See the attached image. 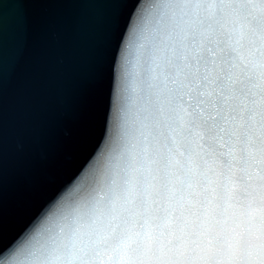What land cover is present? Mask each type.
<instances>
[{
	"label": "clouds",
	"instance_id": "clouds-1",
	"mask_svg": "<svg viewBox=\"0 0 264 264\" xmlns=\"http://www.w3.org/2000/svg\"><path fill=\"white\" fill-rule=\"evenodd\" d=\"M123 135L52 226L50 264H264V23L224 9L143 46Z\"/></svg>",
	"mask_w": 264,
	"mask_h": 264
},
{
	"label": "snow or ice",
	"instance_id": "snow-or-ice-1",
	"mask_svg": "<svg viewBox=\"0 0 264 264\" xmlns=\"http://www.w3.org/2000/svg\"><path fill=\"white\" fill-rule=\"evenodd\" d=\"M75 2L0 4V264H50L45 250L54 239L53 224L73 191L126 130L147 41L195 35L211 25L218 9L241 26L264 23V0H90L79 16L70 8ZM69 41L83 69L76 117L84 126L86 155L69 175L55 177L32 164L25 146L29 139L39 144L49 58ZM10 139L16 146L11 163Z\"/></svg>",
	"mask_w": 264,
	"mask_h": 264
},
{
	"label": "water",
	"instance_id": "water-1",
	"mask_svg": "<svg viewBox=\"0 0 264 264\" xmlns=\"http://www.w3.org/2000/svg\"><path fill=\"white\" fill-rule=\"evenodd\" d=\"M4 0H0V4ZM90 0H76L70 5L74 16L87 9ZM62 57L63 62L58 58ZM51 72L46 83L38 118L40 141L34 145L26 143L32 164L46 168L53 176L69 175L83 160L84 126L76 117L79 76L82 69L75 45L69 41L63 48L52 53L49 58ZM89 142V148L91 147ZM9 161L16 152L15 142L7 145ZM46 154V159L42 158Z\"/></svg>",
	"mask_w": 264,
	"mask_h": 264
}]
</instances>
